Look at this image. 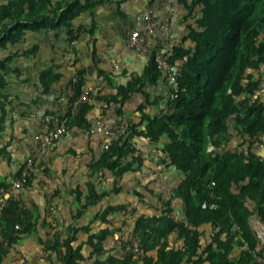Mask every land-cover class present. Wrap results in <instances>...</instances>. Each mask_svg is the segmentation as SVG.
<instances>
[{
    "label": "trees",
    "instance_id": "1",
    "mask_svg": "<svg viewBox=\"0 0 264 264\" xmlns=\"http://www.w3.org/2000/svg\"><path fill=\"white\" fill-rule=\"evenodd\" d=\"M178 2L185 12L183 20L193 21L184 38L189 46L177 44L168 56L171 66L186 58L178 88L174 90L166 82L167 95L153 102H165L163 110L154 116L144 112L149 103L142 91L145 85H156L162 78L166 81L156 62L160 47H155L142 78L119 87L111 100L119 106L116 114L122 117L120 107L130 97L144 96L146 105L138 109L140 124L112 131L102 158L90 166L93 175L112 174L114 186L110 192L98 193L94 184H88L83 200L78 194L79 208L73 219H81L89 208L119 194L118 182L123 176L142 171L144 152L137 151L135 139L146 141L158 153L156 169H173L181 182L170 191L165 204L163 192L155 194L144 188L156 195L159 207L153 216H135L133 234L140 239L137 254H122L127 241L121 243L120 255L109 246V240L129 226L109 228V217L127 212L124 204L108 206L95 217L94 221L107 226L98 232L92 231V224L72 226L64 234L52 230V237L40 244L48 264H260L256 257L264 264L250 224L255 215L264 221V156L260 154L264 150V0ZM104 4L105 0H10L0 4V164L8 156L2 134L8 108L15 99L14 86L29 83L21 80L23 72L17 60H30L38 54L37 47L28 51L17 48L29 35L61 31L66 32V43L71 46L81 34L92 35L95 30L78 25L79 20ZM86 74L78 72L71 81V105L86 88ZM99 74L107 79L106 73ZM59 78L51 70L40 75L45 96ZM91 109L88 100L75 115L69 107L61 120L68 130L89 131ZM211 146L225 147L226 151L208 152ZM40 167L33 166L22 189L31 187L33 173ZM9 186L1 184L0 194ZM142 196L136 193L138 199ZM173 202L182 206L187 224L165 217ZM7 203L0 216V264H5L39 227V217L24 201L10 197ZM82 234L86 239L78 244Z\"/></svg>",
    "mask_w": 264,
    "mask_h": 264
},
{
    "label": "crops",
    "instance_id": "2",
    "mask_svg": "<svg viewBox=\"0 0 264 264\" xmlns=\"http://www.w3.org/2000/svg\"><path fill=\"white\" fill-rule=\"evenodd\" d=\"M9 1L0 0V4ZM146 6L154 8L155 18L162 22L171 43L189 46L184 38L188 34L187 27L193 21L183 20L185 12L178 0H105V4L92 15L82 17L78 22V25L93 26L92 35L83 33L69 46L66 32L34 34L17 48L28 51L37 47L38 54L30 60H17L23 72L21 80L27 79L29 83L14 86L15 99L8 108V120L2 134V145L7 148L8 156L0 164V185L11 186L30 156L34 147L32 138L40 131L43 120H61L68 113L67 94L78 72H87L85 89L90 92L92 109L88 120L92 128L89 131L68 130L37 165L41 167L33 173L30 188L13 194H9L8 189L0 194V200L19 198L39 217L37 233L26 238L5 264H48V255L42 252L40 244L52 237V230L64 234L72 226L82 228L92 224V231L98 232L107 226L94 221L95 217L108 206L125 204L128 205L127 212L109 217L108 226L115 230L129 223L122 228V234L109 240L114 254L120 255L121 243L128 242L133 233L135 216H153L159 207L156 195H151L144 188L156 194L163 192L162 188L173 190L180 184L181 177L173 169H156L159 160L155 149L146 141L135 139L133 143L137 151L144 152L142 171L123 176L118 182L119 194L110 195L89 208L81 219H73L79 208L78 194L83 200L88 184H94L98 193L110 192L114 186L112 174L93 175L90 171V166L98 162L107 150L112 131L117 128L128 130L131 126H138L142 120L138 109L146 105L144 96L137 94L130 97L120 107L122 117L116 114L119 106L111 100L116 97L119 87L142 78L150 55L159 46L156 40L148 39L144 51L140 52L127 50L123 44L125 34L141 25V14ZM49 70L60 78L45 96L39 80L40 75ZM99 73H106L107 79ZM142 91L149 98L144 111L146 114L154 116L163 110L165 102L153 103L158 98H164L169 91L163 78L156 85L146 84ZM100 128L108 130L109 136L93 132ZM260 154L264 156V150ZM136 193H141L142 198L138 199ZM173 204L182 209L180 204ZM250 224L258 239V251L264 255V221L255 215ZM85 239L82 234L78 244Z\"/></svg>",
    "mask_w": 264,
    "mask_h": 264
},
{
    "label": "built area",
    "instance_id": "3",
    "mask_svg": "<svg viewBox=\"0 0 264 264\" xmlns=\"http://www.w3.org/2000/svg\"><path fill=\"white\" fill-rule=\"evenodd\" d=\"M141 25L135 29L129 30L123 39L124 47L127 50H138L140 52L144 51L148 39L156 40L160 52L157 56L156 62L158 69L161 70L164 74L166 82L174 89L177 90L178 83L177 80L180 77L182 66L186 63V58H183L180 62H176L174 66H171L168 62V56L174 48L175 44L171 43L165 33L164 26L159 18H155L154 8L144 7L141 14ZM74 90L71 86L67 94L68 105L71 108L72 114L75 115L78 113L80 106L88 103L90 92L87 89H84L82 94L79 96L78 100L75 101L72 105L70 104V99L73 97ZM53 127L50 129V126ZM68 131L66 123L64 120H53L45 119L42 122L40 131L38 134L34 135L32 142L34 147L31 150L30 156L27 158L24 168L21 170L20 178L16 179L11 188L8 190L9 194L18 191L24 188L25 181L31 175V170L34 165H40L43 161L44 155L49 152L54 145L60 140ZM96 133H101L104 136H109V131L103 128L96 129ZM226 151L225 147L214 148L209 147L208 152H220L224 153ZM165 196L162 198V202L167 203V196L171 194V190L162 188ZM8 206L7 199L0 200V216L1 209ZM167 219L172 220L175 223H185L187 224L185 218L182 216V209L175 206L171 203L169 212L165 215ZM190 230H193L191 226L188 227ZM140 239H138L132 233L127 247L122 254L125 252H132L137 254L139 252ZM257 263L262 264V259L256 257Z\"/></svg>",
    "mask_w": 264,
    "mask_h": 264
},
{
    "label": "rangeland",
    "instance_id": "4",
    "mask_svg": "<svg viewBox=\"0 0 264 264\" xmlns=\"http://www.w3.org/2000/svg\"><path fill=\"white\" fill-rule=\"evenodd\" d=\"M143 52V51H142ZM263 80H264V76H263ZM263 87H264V84H263ZM262 95V101L264 102V92L261 94ZM234 137V136H233ZM234 142H235V140H237L235 137L232 139ZM233 142V145H235V143ZM130 240V239H129ZM129 240H128V242H129ZM35 251V250H34Z\"/></svg>",
    "mask_w": 264,
    "mask_h": 264
}]
</instances>
